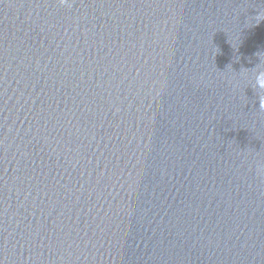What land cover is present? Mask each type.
Here are the masks:
<instances>
[{
    "label": "water",
    "instance_id": "water-1",
    "mask_svg": "<svg viewBox=\"0 0 264 264\" xmlns=\"http://www.w3.org/2000/svg\"><path fill=\"white\" fill-rule=\"evenodd\" d=\"M264 0H0V264H264Z\"/></svg>",
    "mask_w": 264,
    "mask_h": 264
},
{
    "label": "clouds",
    "instance_id": "clouds-1",
    "mask_svg": "<svg viewBox=\"0 0 264 264\" xmlns=\"http://www.w3.org/2000/svg\"><path fill=\"white\" fill-rule=\"evenodd\" d=\"M59 2L64 5L68 3V0H59ZM255 80L257 86L261 89L264 90V69L258 70L255 74ZM260 107L261 109H264V99H261L260 102Z\"/></svg>",
    "mask_w": 264,
    "mask_h": 264
}]
</instances>
